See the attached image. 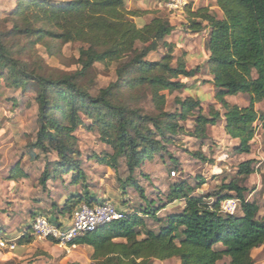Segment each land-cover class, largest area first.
Listing matches in <instances>:
<instances>
[{"label": "trees", "instance_id": "16d2710c", "mask_svg": "<svg viewBox=\"0 0 264 264\" xmlns=\"http://www.w3.org/2000/svg\"><path fill=\"white\" fill-rule=\"evenodd\" d=\"M15 3L13 16L25 20L30 17L41 26L27 29V36L65 39L87 46L80 51V73L40 77L12 59L4 44L5 34L0 32V63L11 73L9 80H15L11 82L16 89L29 81L36 82L39 87L35 99L38 130L33 146L44 154L53 152L56 156V160L45 167L41 179L43 187L50 179L49 172L71 173L73 186L84 179L77 139L73 135L82 125L80 115L92 120L91 126L99 131L102 142L112 149L111 158L103 159L106 166L115 170L118 159L125 161L129 178L120 186L134 188L142 198V191L132 174L141 162L152 163L165 145L176 141L175 137L183 132L179 122L194 118V131L189 137L203 142L208 139V127L223 120L228 137L238 141L235 152L240 155L250 153L256 122L261 120V128H264V115L258 116L254 109L255 104L264 103V0H215L221 18L210 14L208 7L196 11L185 9L188 30L195 34L209 32L206 62L212 77L209 83L215 88L214 98L223 110L221 117L218 111L210 108L209 118L195 115V110L200 112L199 102L192 98L177 100L178 109L172 114L162 111L165 97L161 93L185 89L179 78L196 76V71L186 70L182 60L173 68L170 55L157 63L145 61L161 46L170 47L165 45L164 39L173 27L164 19H153L138 27L134 19L141 13L126 10L123 0H69L61 5L45 0H16ZM18 32L21 29L15 24L12 33ZM124 59H128L127 63L116 70L118 79L123 82L124 73H136V80H126L124 84H146L155 108L159 110L157 116H147L140 110L130 111L121 104H114L112 88L101 90L93 97L78 87L76 78L94 64H118ZM237 94L249 96L247 107L239 108L225 101L227 96ZM193 157L210 162L203 153ZM51 164L52 169L48 170ZM254 173L253 160L238 165L239 177ZM25 177L19 167L10 170V179ZM196 184L192 188L186 183L171 187L168 199L184 201V208L180 214L167 217L166 224L156 231L147 229L144 221L148 218L152 221L161 210L155 212L152 207L143 214L130 213L121 221L73 238L67 247L90 248V264H152L173 258L178 259L179 264H218L223 258L228 260L227 264H253L251 252L264 245V219H257L258 205L247 202L243 196L246 189L234 181L223 183L217 192L206 197L194 194L204 180ZM83 189L81 195L75 199L71 197L67 202V212L71 213L82 204L93 203ZM212 198L213 203L209 205L206 200ZM229 198L240 201L239 215H225L220 211V203ZM27 234L20 237V245L31 242L33 236Z\"/></svg>", "mask_w": 264, "mask_h": 264}, {"label": "rangeland", "instance_id": "374dc122", "mask_svg": "<svg viewBox=\"0 0 264 264\" xmlns=\"http://www.w3.org/2000/svg\"><path fill=\"white\" fill-rule=\"evenodd\" d=\"M45 1L53 5H61L69 0ZM123 1L126 10L141 13L140 17L134 19L136 26L140 27L153 19L161 18L173 27L171 34L164 39L165 45L170 47L161 46L157 51L150 53L145 61L157 63L166 55H170L173 68L179 60H182L188 72L196 71L194 78H179L178 81L185 85V89L161 93L165 97L162 111L172 114L178 109L177 100L192 98L199 102L200 112L195 110V115L209 118L210 108H213L219 111L221 116L223 111H220L214 98L216 90L209 83L212 77L206 65L209 57L207 49L209 32L195 34L188 30L186 11L183 10L182 14L172 12L166 7L168 0L152 3L146 11L135 1ZM196 1V4L189 7L190 11L208 7L210 14L217 18L222 17L214 0ZM15 2L16 0H0V32L5 34L4 44L12 59L25 65L29 73L40 77L69 76L80 73V51L87 46L79 42H68L65 39L56 40L47 36L39 39V35L27 36L25 34L27 29H38L41 26L33 22L30 17L25 20L13 16ZM15 24L21 32L12 33ZM128 59L118 64L96 63L88 71L80 74L76 78V83L81 90L93 97L101 90L112 88V93H115L112 100L114 104H121L130 111L140 110L147 116H157L159 110L155 108L146 84L141 86L135 83L129 86L124 84L126 80L128 82L136 80V73L132 71L124 73L123 77L126 78L123 82L118 79L116 70L126 64ZM4 67L0 63V241L4 243V246H0V264H90L91 249L88 247L68 248L67 245L61 246L50 240L35 238H32L29 244L18 243L20 237L26 235L27 231L31 234L27 224L31 217L30 209L35 200L45 199L47 205L44 207V212L40 213L52 219L51 216L57 217L58 201H63L66 197L69 200L70 197L75 199L79 192H84L83 188L97 199L93 202L105 201L115 205L116 208L124 207L122 209L128 215L134 212L143 214L144 210L152 207H155V212H158L161 208L152 221L150 218L144 219L145 226L149 229L158 224V219L181 212L184 201L172 202L168 199L173 185L186 183L192 188L203 179L204 184L195 193L200 197H206L217 192L223 183L234 181L239 187L246 189L244 199L258 205L257 219H264V131L261 128V120L257 122V135L250 143V153L243 156L233 151L234 144L226 143L228 140L220 122L213 128L208 127L207 130V137L213 136L216 139L215 142L210 139L200 142L189 137L194 131V118L179 122L183 132L175 137L176 141L168 146L165 145V149L156 154L152 163L141 162L140 167L132 174L142 191V198L134 188L128 186L123 189L120 186L124 185L123 183L129 178L125 161L118 159L115 170L106 166L103 159L111 158L112 149L102 142L99 131L91 126L92 120L80 115L82 125L73 135L77 139V148L82 162L80 169L84 179L73 186L71 173L58 175L49 172L50 179L43 187L41 179L45 167L48 163L55 161L56 156L53 152L44 154L33 146L38 130V106L35 99L39 87L36 82L29 81L24 84V87L16 89L12 84L15 80H11L12 82L9 80L11 73ZM157 71L160 73L161 70L157 69ZM259 115L263 116L264 111L259 112ZM202 153L210 162H202L193 157L194 154ZM225 155L228 156L226 159ZM248 159L254 161L255 173L248 177H239L238 165ZM51 166L52 164L48 170L52 169ZM14 167H19L26 174V178L12 179L13 181L10 182V170ZM217 168L219 172L215 170ZM171 171L176 172L175 177L170 176ZM61 176H64L62 181H60ZM146 178L149 179L145 180ZM47 191L49 194L45 197ZM213 200L214 198L206 202L212 205ZM51 206H54L55 210L48 212ZM74 211L68 215L59 213L58 218H68ZM239 214L238 209L236 215ZM24 230L26 232H23ZM28 236L27 234L26 237ZM252 260L253 264H264V245L254 252ZM227 263L228 260L223 258L218 264ZM152 264H179V261L177 259L167 262L154 261Z\"/></svg>", "mask_w": 264, "mask_h": 264}, {"label": "built area", "instance_id": "2783aa9c", "mask_svg": "<svg viewBox=\"0 0 264 264\" xmlns=\"http://www.w3.org/2000/svg\"><path fill=\"white\" fill-rule=\"evenodd\" d=\"M196 0H168L166 7L174 13H183L186 8L196 4ZM176 176L175 171L170 172ZM240 210V201L229 198L220 203V211L225 215H235ZM128 216L125 210L105 201L82 204L68 218L51 221L43 215L36 216L31 223V235L37 240H50L61 246L67 245L73 238L92 233L97 229ZM0 246L4 243L0 241Z\"/></svg>", "mask_w": 264, "mask_h": 264}, {"label": "crops", "instance_id": "0c3cea01", "mask_svg": "<svg viewBox=\"0 0 264 264\" xmlns=\"http://www.w3.org/2000/svg\"><path fill=\"white\" fill-rule=\"evenodd\" d=\"M148 1V2H147ZM137 4H140L141 6H143V8H144V10L146 11V10H148L147 8H148V6H150L152 3H154V4H156V2H159V1H150V0H140V1H135ZM214 2H215V0H214ZM147 6V7H146ZM215 9H216V7H214ZM221 14V13H220ZM219 18V17H218ZM146 20V19H145ZM206 32H208V30L206 31ZM205 32V33H206ZM206 58H207V55L205 56ZM225 101L229 104V105H233V106H237V107H239V108H245V107H247L248 105H249V101H250V98H249V96L248 95H246V94H237V95H235V96H227L226 98H225ZM219 108H220V106H219ZM254 109H255V112L258 114V116H260L259 115V112H263L264 111V103L263 102H261V103H258V104H255L254 105ZM220 111H223V110H221V108H220ZM219 112V111H218ZM219 114H220V112H219ZM222 114H223V112H222ZM222 114H221V117H222ZM223 119V118H222ZM257 122H259V121H257ZM257 122H256V124L255 125H257ZM220 123H221V126H222V129H223V132H224V134H225V136H226V138H227V140L228 141H226V143L228 142L229 144H234V145H232L233 146V151H235V148L238 146V141L237 140H232L231 138H229L228 137V135H227V133H226V131H225V129H224V123H223V120H221L220 121ZM261 124V123H260ZM215 127V126H214ZM209 128H213V127H209ZM208 128V129H209ZM257 128H258V125H257ZM262 130L264 131V128H262ZM257 135V130H256V133H255V136ZM208 139L207 140H213L214 142H215V138L212 136L211 138H209V136L207 137ZM250 149H251V145H250ZM240 155V154H239ZM243 155H246V154H241L240 156H243ZM249 155V154H248ZM228 156L227 155H225L224 156V158L226 159ZM224 158H222V160L224 159ZM249 160V159H248ZM247 161V160H246ZM242 162H245V160L244 161H242ZM241 162V163H242ZM219 163H221V161H219ZM215 170H217V172H219L220 170L217 168V169H215ZM218 174V173H217ZM26 175V174H25ZM26 178V177H25ZM63 178H64V176H61V179L60 178H58V179H60V181H62L63 180ZM19 179H24V178H19ZM10 182H12L13 180L11 179V180H9ZM47 186V185H46ZM46 188V187H45ZM49 194V192L47 191L46 193H45V197L47 196ZM195 195H197L196 193H194ZM78 195H81V192H79V194ZM198 196V195H197ZM104 197V196H103ZM71 198V197H70ZM88 198H91V200H94L95 198H93L92 196H91V194L89 193V197ZM95 200H97V199H95ZM67 202H69V198L68 197H66V198H63V201H58V207H57V210H58V212H57V217H53V216H51L52 217V219H50L51 221H54V220H57V218L59 217L58 215H59V213H64V214H66V215H68L69 214V212H67ZM52 204V203H51ZM32 205H33V207L30 209L31 210V217H33L34 215H36V216H38V215H45V214H43V213H40V212H44L43 210H44V207H45V205H47L46 203H45V199H38V200H35V202H33L32 203ZM140 207H141V205H139ZM122 208H124V207H122ZM121 207H119V209H122ZM157 208V207H156ZM183 208H184V205H183V207H182V209H181V212H182V210H183ZM55 210V208H54V206L52 207L51 206V208H49V210H48V212H50V210ZM122 210H124V209H122ZM60 211V212H59ZM180 212V213H181ZM180 213H178V214H180ZM178 214H175V215H178ZM35 216V217H36ZM30 217V220L28 221L29 223L27 224V228L29 229L30 227H31V223H32V221H33V219L34 218H31ZM157 217V216H156ZM168 217V215L167 216H165V217H163V218H161V219H159L160 220V223L159 224H155L154 226H151L150 228H149V230H153V231H156L157 229H158V227L160 226V225H165L166 224V222H167V218ZM31 219H32V221H31ZM166 219V220H165ZM31 222V223H30ZM23 232H26V230H24ZM27 233H28V231H27ZM259 249V248H258ZM255 251H257V249H255V250H253L252 252H251V258H253V256H254V252ZM171 260H176V258H173V259H171ZM178 260V259H177ZM168 261H170V260H168ZM167 262V261H166Z\"/></svg>", "mask_w": 264, "mask_h": 264}]
</instances>
